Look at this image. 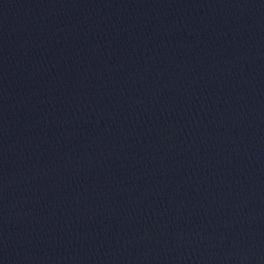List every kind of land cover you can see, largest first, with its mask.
<instances>
[{"label":"water","instance_id":"1","mask_svg":"<svg viewBox=\"0 0 264 264\" xmlns=\"http://www.w3.org/2000/svg\"><path fill=\"white\" fill-rule=\"evenodd\" d=\"M0 264H264V0H0Z\"/></svg>","mask_w":264,"mask_h":264}]
</instances>
